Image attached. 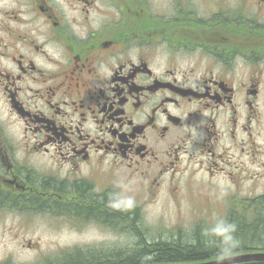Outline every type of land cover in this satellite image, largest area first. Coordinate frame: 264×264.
I'll use <instances>...</instances> for the list:
<instances>
[{
	"label": "flooded vegetation",
	"instance_id": "flooded-vegetation-1",
	"mask_svg": "<svg viewBox=\"0 0 264 264\" xmlns=\"http://www.w3.org/2000/svg\"><path fill=\"white\" fill-rule=\"evenodd\" d=\"M263 178L264 0H0V231L50 217L64 238L115 242L107 257L137 242L156 261L162 236L121 200L128 184L142 211L178 207L162 199L186 185L235 221L264 208Z\"/></svg>",
	"mask_w": 264,
	"mask_h": 264
},
{
	"label": "rangeland",
	"instance_id": "rangeland-1",
	"mask_svg": "<svg viewBox=\"0 0 264 264\" xmlns=\"http://www.w3.org/2000/svg\"><path fill=\"white\" fill-rule=\"evenodd\" d=\"M189 173H187L181 180V184H186ZM204 177L203 173H198L195 176V180H200ZM252 187V180L245 182V198L254 197ZM261 192L264 194V178L261 180ZM137 196H141L142 199H150L149 196L141 192V190L132 187L128 184L127 188L122 193V201L126 204H132L133 206L138 204ZM217 199L216 194H211L208 197L203 196L196 198L187 194L186 185H183L182 191L176 193L175 197H164L162 200H175L178 207L174 208L170 202H166L165 206L158 205L155 200L152 204H145L143 211L139 212V216L143 215L147 224L153 228V230L162 236V241L167 242L171 245L172 233L175 231H181L182 233L187 232L190 228L192 229L193 235L196 224L198 222L206 221H218L227 215V212L218 210H206L196 209L193 203L198 200L206 202L207 199L224 202L223 196L219 195ZM165 199V200H164ZM256 199V196H255ZM261 202L264 207V195L262 196ZM255 206H249L245 211H240L246 216H254L255 212L264 214V208L256 209ZM220 208V206H219ZM218 208V209H219ZM200 220V221H199ZM71 228L69 222H63V220H55L53 218L41 219L37 218L35 221H28L24 219L22 222L12 221L7 226L6 233H3L4 240H0V257L4 260L9 261L10 264H60L63 254L72 248H75L78 243V235H70L68 238L63 237V229L68 230ZM29 232V233H27ZM25 234L26 237H35L37 243L34 245L35 249L29 250L33 244L27 243L20 244L16 240L18 234ZM119 233V232H118ZM187 241H190L187 238ZM186 241V242H187ZM111 243L96 244L97 247L107 246ZM134 243V242H133ZM81 246H93L86 244H79ZM125 245H129V240L125 242ZM140 245L136 242L127 251L123 250V254L131 252L135 249H139ZM87 258L85 259L86 262ZM67 263L79 261L82 263L77 255H72L65 259Z\"/></svg>",
	"mask_w": 264,
	"mask_h": 264
},
{
	"label": "trees",
	"instance_id": "trees-1",
	"mask_svg": "<svg viewBox=\"0 0 264 264\" xmlns=\"http://www.w3.org/2000/svg\"><path fill=\"white\" fill-rule=\"evenodd\" d=\"M109 217L122 218L123 214L111 210ZM116 214V215H114ZM257 214L256 217H260ZM117 216V217H115ZM256 217L247 218L244 213L239 215L235 221H228L217 226H211L206 230L197 228L195 230V242L189 239L179 241L172 237L171 245L150 244L147 245L153 248L151 255L157 262H178V261H201L210 259L214 256L229 255L232 253L249 250L254 247H264V221L257 222ZM234 226V227H233ZM206 231V232H203ZM137 235L136 231L132 232ZM139 237H142L139 235ZM187 241V242H186ZM144 253V252H143ZM98 258L85 262L87 264H136L142 261L143 254L139 249H135L127 254L114 255L107 257L99 254ZM65 264H82L79 261L69 262ZM247 264H264V262L247 263Z\"/></svg>",
	"mask_w": 264,
	"mask_h": 264
},
{
	"label": "water",
	"instance_id": "water-1",
	"mask_svg": "<svg viewBox=\"0 0 264 264\" xmlns=\"http://www.w3.org/2000/svg\"><path fill=\"white\" fill-rule=\"evenodd\" d=\"M246 260H261L264 261V254L263 255H247V256H240V257H234V258H227V259H221L214 262H210L207 264H230L237 261H246Z\"/></svg>",
	"mask_w": 264,
	"mask_h": 264
},
{
	"label": "bare ground",
	"instance_id": "bare-ground-1",
	"mask_svg": "<svg viewBox=\"0 0 264 264\" xmlns=\"http://www.w3.org/2000/svg\"><path fill=\"white\" fill-rule=\"evenodd\" d=\"M143 251V250H142ZM126 255V254H125Z\"/></svg>",
	"mask_w": 264,
	"mask_h": 264
},
{
	"label": "clouds",
	"instance_id": "clouds-1",
	"mask_svg": "<svg viewBox=\"0 0 264 264\" xmlns=\"http://www.w3.org/2000/svg\"><path fill=\"white\" fill-rule=\"evenodd\" d=\"M234 227V226H233Z\"/></svg>",
	"mask_w": 264,
	"mask_h": 264
}]
</instances>
